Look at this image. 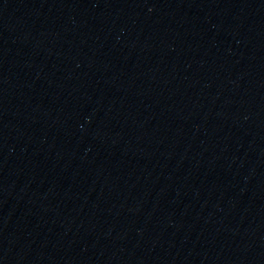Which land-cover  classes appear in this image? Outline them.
Instances as JSON below:
<instances>
[{
	"label": "water",
	"instance_id": "95a60500",
	"mask_svg": "<svg viewBox=\"0 0 264 264\" xmlns=\"http://www.w3.org/2000/svg\"><path fill=\"white\" fill-rule=\"evenodd\" d=\"M0 264H264V0H0Z\"/></svg>",
	"mask_w": 264,
	"mask_h": 264
}]
</instances>
